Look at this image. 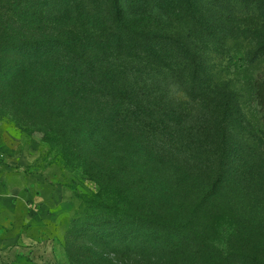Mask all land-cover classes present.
Listing matches in <instances>:
<instances>
[{
    "label": "trees",
    "instance_id": "16d2710c",
    "mask_svg": "<svg viewBox=\"0 0 264 264\" xmlns=\"http://www.w3.org/2000/svg\"><path fill=\"white\" fill-rule=\"evenodd\" d=\"M200 1L220 15L237 0ZM242 1L258 14L231 20L239 35L264 31V0ZM207 12L197 0H0L6 102L39 120L19 128L40 132L50 153L97 186L71 220L84 227L66 240L69 264H264L257 204L227 196L258 179L241 153V167L230 160L226 114L238 111V89L208 59L197 65L194 43L209 48L213 32ZM178 19L188 35L154 33ZM184 119L209 145L200 155L219 158L214 167L175 164L161 141L156 150L157 134L185 141L193 129Z\"/></svg>",
    "mask_w": 264,
    "mask_h": 264
},
{
    "label": "rangeland",
    "instance_id": "374dc122",
    "mask_svg": "<svg viewBox=\"0 0 264 264\" xmlns=\"http://www.w3.org/2000/svg\"><path fill=\"white\" fill-rule=\"evenodd\" d=\"M207 3L197 0V4L208 11L204 21L213 32L212 36L208 34L206 37L209 48L206 45L202 47L199 42L194 43L197 65H204L199 57L208 59L206 66L219 70L223 81L233 83L238 89V111L233 113V110H228L226 114L230 160L240 167L242 163H248L252 170L247 171L258 177L251 187L239 192L233 190L235 193L229 192L227 196L239 195L242 206L257 204V218L264 223V51H260L264 47V31L260 27L252 35H247L249 33L242 28L245 35H239L236 25L231 22L239 17L253 20L254 16L255 19L258 10L249 2H229L226 7L235 9L238 14L235 15L234 11L231 14L228 11L219 12L224 17ZM185 22L178 19L171 29L162 32L157 29L154 33L161 36L188 35L191 27L188 28ZM189 39L193 42L194 36L190 35ZM247 60L253 61L248 64ZM240 68L248 71L245 72L246 78L241 75ZM246 79H249V84L259 87L257 96V91H248ZM9 99L0 80V264H69L66 240L84 227L82 223L74 225L71 220L79 217L83 198L95 192L97 186L82 170L65 166L55 153H50L40 132L27 133L20 129L17 122H29L28 117H32L33 110L22 105L12 107L6 102ZM32 118L35 122L39 121ZM184 120L185 128L196 126L189 119ZM191 138L193 143L189 144ZM196 138L199 140L196 141ZM160 141L167 159L172 158L175 164L193 166L207 161L209 167H214L219 159L216 154L211 157L200 155L209 145L196 135V128L190 134L185 133L184 142L172 140L167 133L157 134L154 141L156 150ZM240 153L244 160L242 163L238 156ZM57 183L63 186L62 192L50 189V186L56 188ZM197 190L201 191L198 187L195 192ZM224 200L228 201L226 197Z\"/></svg>",
    "mask_w": 264,
    "mask_h": 264
},
{
    "label": "crops",
    "instance_id": "0c3cea01",
    "mask_svg": "<svg viewBox=\"0 0 264 264\" xmlns=\"http://www.w3.org/2000/svg\"><path fill=\"white\" fill-rule=\"evenodd\" d=\"M49 169H51V168H49ZM50 189H51V190H54V191H55V189H56L58 192H62L63 186H61L60 184L57 183L56 188L50 186ZM58 199H59V198H58ZM47 223H48V222H47ZM45 224H46V223H45ZM42 242H43V241H41V243H42Z\"/></svg>",
    "mask_w": 264,
    "mask_h": 264
},
{
    "label": "built area",
    "instance_id": "2783aa9c",
    "mask_svg": "<svg viewBox=\"0 0 264 264\" xmlns=\"http://www.w3.org/2000/svg\"><path fill=\"white\" fill-rule=\"evenodd\" d=\"M1 156H2V154H1V147H0V161H1Z\"/></svg>",
    "mask_w": 264,
    "mask_h": 264
}]
</instances>
